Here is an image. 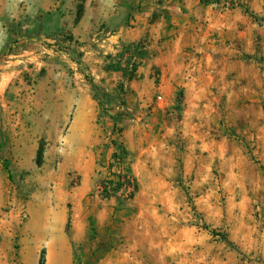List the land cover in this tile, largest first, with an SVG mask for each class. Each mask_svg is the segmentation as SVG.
<instances>
[{"label": "rangeland", "instance_id": "374dc122", "mask_svg": "<svg viewBox=\"0 0 264 264\" xmlns=\"http://www.w3.org/2000/svg\"><path fill=\"white\" fill-rule=\"evenodd\" d=\"M84 1L7 0L6 7H0L4 39L0 51V264H32L26 254L31 239L27 241L24 229L34 197L38 196L36 202L52 204L71 197V187L55 179L63 164L62 152L49 169L45 163L38 166L37 159L27 167L18 147L37 140L44 148L49 144L47 136H35L33 124L47 128L55 121L26 116V112L41 113L48 107L41 99L50 95L49 90L45 85L39 88L42 80L51 85L45 64L64 66V59L54 53L76 62L79 59L77 43L65 34L51 32L52 27L50 35L43 34L48 30L44 22L50 16L58 20L67 16L73 5L79 14ZM136 1L156 5L153 20H157L173 11L165 7L171 5L168 2L178 0ZM174 6L176 25H165L182 39L183 49L192 59L191 77L207 95V101L196 108L203 115L197 119L203 125V161L181 185L184 197L179 220L158 237L157 255L149 256L148 234L143 248H134L133 254L142 252L143 264H264V0H179ZM33 17H39V34L33 32ZM166 29L169 39L170 28ZM142 43L133 52L126 51L128 77L137 76L132 73V61L143 55ZM160 75L159 71L153 74L155 82ZM126 94L121 88L124 98L113 104L112 110L123 106L128 111L133 106ZM105 95L96 86L95 96ZM158 98L153 104L162 102ZM154 105L148 108V117L158 129L160 125L152 116ZM66 130L64 127L59 137V147ZM180 140L183 148L184 140ZM73 183L77 185V177ZM77 255H81L80 249ZM43 256L46 264V249L39 247V264Z\"/></svg>", "mask_w": 264, "mask_h": 264}, {"label": "crops", "instance_id": "0c3cea01", "mask_svg": "<svg viewBox=\"0 0 264 264\" xmlns=\"http://www.w3.org/2000/svg\"><path fill=\"white\" fill-rule=\"evenodd\" d=\"M178 2H168L171 5L165 7L173 11L153 20L156 5L136 0H86L80 6L78 22L76 5L70 6L67 16L59 20L50 16L44 22L48 30L43 34L50 35L52 27L51 32L65 34L77 43L79 59L76 62L54 53L65 64H45L51 85L42 80L39 88L45 85L49 90L50 95L41 99L48 107L41 113L26 112L36 121H55L47 128L35 122L33 129L35 136L49 140L44 153L46 169L58 152L63 153L55 179L71 187V197L66 200L39 203L37 196L28 206L30 220L24 232L27 241L31 239L26 254L32 264H39V247L46 249V264H143L142 252L134 255L133 249H142L148 234L149 256H156L161 243L158 237L179 220L184 197L181 185L203 161V125L197 122L203 115L196 108L207 101V95L191 77L192 59L183 49L182 39L165 25H176L174 4ZM6 4L7 0H0V7ZM31 23L33 32L39 34V17H33ZM166 26L170 28L168 36L172 35L169 39ZM3 40L0 34V51ZM141 42L144 52L137 76L128 77L126 51L133 52ZM156 71L161 73L157 82L153 77ZM4 75L9 74L1 77ZM88 79L106 95L97 98ZM121 88L127 90L126 97L133 105L128 111L123 106L111 108L123 100ZM157 95L162 102L156 101L155 106ZM153 105L154 114L149 113L160 125L158 129L149 122L148 108ZM64 127L67 130L59 147ZM18 148L24 165H34L39 140ZM122 151L131 164L138 192L132 202L118 208L116 199L102 200L95 191L100 184V164ZM78 249L81 255H77Z\"/></svg>", "mask_w": 264, "mask_h": 264}, {"label": "built area", "instance_id": "2783aa9c", "mask_svg": "<svg viewBox=\"0 0 264 264\" xmlns=\"http://www.w3.org/2000/svg\"><path fill=\"white\" fill-rule=\"evenodd\" d=\"M68 56V54H66ZM135 65H140L139 58L134 56L133 61ZM162 100V97L158 98ZM131 164L128 159L122 156L114 157L112 155L109 162L100 164L98 176L100 184L95 191V195L102 200L116 199L117 202L125 200L126 203L132 202V194L135 193L136 181L133 174L129 172ZM121 187L116 189V185Z\"/></svg>", "mask_w": 264, "mask_h": 264}, {"label": "trees", "instance_id": "16d2710c", "mask_svg": "<svg viewBox=\"0 0 264 264\" xmlns=\"http://www.w3.org/2000/svg\"><path fill=\"white\" fill-rule=\"evenodd\" d=\"M81 14H82V9L79 10V14H78V17H77V22H78V20L80 19ZM71 41H73L72 38H71ZM137 70H138V65H135L134 68H133V70H132V73L137 72ZM88 81H89V83L91 84L93 90L95 91V89H96V85L94 84L93 80H89V79H88ZM44 153H45V148L41 145L40 148H39L38 154H37V164H38V166H42V165L44 164ZM119 155L122 156V157L125 158V159H128V157H127V155H126V152H124V151H122V152H115V153L113 154L114 157H118ZM6 169H7L9 172H11V171H10V165H9L8 163L6 164ZM129 172L132 174V169H131V168H129ZM135 180H136V179H135ZM120 187H121V186H120L119 184H117L115 190H119ZM137 192H138V182L136 181L135 193H133L132 196H131L132 200L135 199ZM124 203H126L125 200H122V199H121V200L119 201L118 208H120L119 206H120V205H123ZM123 206H124V205H123ZM123 206H122V207H123ZM41 264H44V256H43V261L41 262Z\"/></svg>", "mask_w": 264, "mask_h": 264}]
</instances>
